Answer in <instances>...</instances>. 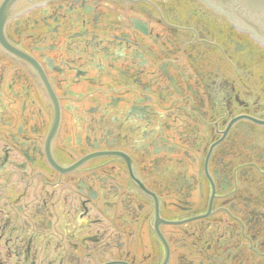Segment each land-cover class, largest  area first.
Listing matches in <instances>:
<instances>
[{"label": "flooded vegetation", "instance_id": "af4514ba", "mask_svg": "<svg viewBox=\"0 0 264 264\" xmlns=\"http://www.w3.org/2000/svg\"><path fill=\"white\" fill-rule=\"evenodd\" d=\"M0 264H264V43L205 0H0Z\"/></svg>", "mask_w": 264, "mask_h": 264}, {"label": "water", "instance_id": "95a60500", "mask_svg": "<svg viewBox=\"0 0 264 264\" xmlns=\"http://www.w3.org/2000/svg\"><path fill=\"white\" fill-rule=\"evenodd\" d=\"M130 1V0H121ZM264 43V0H205Z\"/></svg>", "mask_w": 264, "mask_h": 264}]
</instances>
